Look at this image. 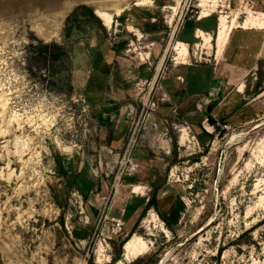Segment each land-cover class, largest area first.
<instances>
[{
	"label": "rangeland",
	"instance_id": "374dc122",
	"mask_svg": "<svg viewBox=\"0 0 264 264\" xmlns=\"http://www.w3.org/2000/svg\"><path fill=\"white\" fill-rule=\"evenodd\" d=\"M201 1L0 0V264H133L135 259L139 264H264V88L255 95L261 98L256 115L231 122V129L218 127L211 135L199 128L209 134L205 140L181 115L164 124L168 134L160 126L151 130L152 142L174 155L159 177L171 190L161 196L165 200L157 209L150 208L117 235L104 230L102 221L86 217L69 177L77 157L65 165L96 130V116L81 92L84 80L74 75V56L85 50V40L115 37L124 70L150 59L156 65L166 52L167 70L176 56L171 34L183 19L205 15ZM215 4L209 12L217 25L220 15L237 16L236 27L252 28L260 32L255 42L264 41V0ZM85 5L112 12V25H105L96 12L103 28L90 21ZM118 8L123 9L120 14ZM215 17L206 25H213ZM216 36L212 44L200 37L185 62L190 51L200 56L203 41V50L211 53ZM52 41L69 49L66 67L54 66L39 52L42 42ZM124 78L132 82L141 105L151 76L142 71ZM255 78L264 80V60ZM151 97L159 101L155 91ZM183 127L188 130L185 142ZM127 167L119 164L116 174ZM108 178L113 194L118 182ZM177 194L187 210L172 231L161 214ZM134 233L147 241V249L132 260L122 253L114 262L122 240Z\"/></svg>",
	"mask_w": 264,
	"mask_h": 264
},
{
	"label": "crops",
	"instance_id": "0c3cea01",
	"mask_svg": "<svg viewBox=\"0 0 264 264\" xmlns=\"http://www.w3.org/2000/svg\"><path fill=\"white\" fill-rule=\"evenodd\" d=\"M212 17H215L213 13L185 18L172 32L170 44L184 41L189 48L197 45L200 31L212 34L215 40L216 17L213 25H206ZM251 29L234 28L219 56L214 46L211 53L203 50L204 41L198 57L190 51L188 61L180 62L174 55L167 70L163 68L166 52L156 65L150 59L124 70L120 64L124 57L114 45L115 37H107L106 42L98 41L95 36L85 40V50L74 56V75L84 80L81 92L86 106L96 116V130L87 146L67 157L65 165L72 161L69 158L77 157L73 159L77 168L70 171L73 173L69 177L75 182L87 218L102 221L104 230L117 235L113 231L114 218H121L127 228L133 226L154 194L158 203H162L165 198L161 196L171 190L159 177L171 165L174 155L157 151L153 146L137 147L132 159L136 165H128L122 174H116L130 126L140 110L132 82L124 78L125 74L132 77L143 71L151 76L150 90L158 95L159 106L149 121L156 120L163 128V118L174 121L181 115L205 140L209 134L199 128H205L211 135L213 126L220 127L219 122L231 123L257 114L261 98L255 95L264 88V80L259 81L255 76L264 60V41L255 42L254 37L260 32ZM109 175L118 182L113 194L108 191Z\"/></svg>",
	"mask_w": 264,
	"mask_h": 264
},
{
	"label": "bare ground",
	"instance_id": "6f19581e",
	"mask_svg": "<svg viewBox=\"0 0 264 264\" xmlns=\"http://www.w3.org/2000/svg\"><path fill=\"white\" fill-rule=\"evenodd\" d=\"M138 3H143L142 1H138ZM117 5V4H116ZM212 5L216 6L215 0H202L201 6L205 8V15H209L210 7ZM99 6V5H98ZM119 7V6H118ZM121 7V6H120ZM96 8V7H95ZM122 8H118L116 11V14H120L122 12ZM97 14L103 19V22L105 25L110 26L112 25V21L114 19V15L112 12L106 10V9H96ZM237 16H234L233 19L227 18L225 15L219 16V24L217 28V36H216V51L218 52V55L222 54L225 50V47L229 41L230 35L234 27L240 26ZM241 26H244L241 24ZM261 27V26H260ZM200 36L206 41L212 44L213 36L210 33H205L200 31ZM173 48L175 49L176 59L180 62H185L188 54H189V45L184 41H178L175 42L173 45ZM182 134H181V140L182 142H185L188 137V130L186 127L182 128ZM146 240L136 233H134L132 236L126 239L125 247H124V257L132 260L134 257L142 253L147 249ZM116 262V264H118Z\"/></svg>",
	"mask_w": 264,
	"mask_h": 264
},
{
	"label": "built area",
	"instance_id": "2783aa9c",
	"mask_svg": "<svg viewBox=\"0 0 264 264\" xmlns=\"http://www.w3.org/2000/svg\"><path fill=\"white\" fill-rule=\"evenodd\" d=\"M223 1H228V6H230L231 2L235 0H223ZM239 1L245 2L248 5L251 3L252 4L255 3L256 0H239ZM211 13H213V11H211L210 14ZM200 15H201V12L198 14V16ZM193 16H195V14L192 15V17ZM184 20L185 19H183L182 22ZM199 58L202 59V57H199ZM151 90L149 91L147 98L145 100L144 99L142 100V103L140 105V110L136 118L133 119V122L130 126L129 134H128L127 141H126V144L123 150V154L119 160L120 167H122L124 164H126V166L136 165L132 161V159L134 157V151L137 147L153 146V148L157 151H169V150H166L165 146H163L161 143L156 144V142L155 143L154 141L152 142V139L150 138L151 130L159 129L158 121L156 120L149 121L152 113L159 106V101L152 99ZM174 111H176V109ZM143 119L145 121V124L144 126H142L143 131H141L142 127L140 124ZM162 121L163 123H167L168 119L163 118ZM219 125L221 129H231L232 128V125L228 122H223V123L219 122ZM207 129L209 130L208 127ZM213 130H215V126H213ZM164 134H168V128L164 130ZM194 137H196V135H194ZM113 221H114L113 231L116 233H120L123 229L124 221L121 218H114Z\"/></svg>",
	"mask_w": 264,
	"mask_h": 264
},
{
	"label": "trees",
	"instance_id": "16d2710c",
	"mask_svg": "<svg viewBox=\"0 0 264 264\" xmlns=\"http://www.w3.org/2000/svg\"><path fill=\"white\" fill-rule=\"evenodd\" d=\"M84 14L85 16L88 17V19L91 21H95L96 23H98L102 28H103V24L101 21V18L95 13V10L90 7L85 5L84 6ZM76 12L74 11V14ZM39 52L43 53L50 61H52L54 63V66H58L59 68L61 67H66L67 62L71 59V54L69 49L65 46V44H62L60 42L57 41H52V42H42L40 44V48H39ZM207 149V148H206ZM195 159V157H194ZM199 160V156H197L196 161ZM156 208L158 207V198L156 196V194H154L151 199L149 200L148 204L145 206L141 216H144L145 213L150 209V208ZM187 210V205L184 201V199L182 198V196L180 194H177L175 199L173 200V202L170 205L169 210L167 211L166 214H161L163 220L165 221L166 225L172 230L174 231V225L177 224L183 214L185 213V211ZM135 231V227L132 230V232ZM128 237H126L124 240H122L121 245L122 247L120 248V250L117 252V254L113 257V261L116 262L117 260L122 258V253H123V244L125 243L126 239ZM221 252V249L218 250V253ZM133 264H139L140 260L135 259L132 262ZM146 264H150V262L147 260Z\"/></svg>",
	"mask_w": 264,
	"mask_h": 264
},
{
	"label": "water",
	"instance_id": "95a60500",
	"mask_svg": "<svg viewBox=\"0 0 264 264\" xmlns=\"http://www.w3.org/2000/svg\"><path fill=\"white\" fill-rule=\"evenodd\" d=\"M96 12V11H95ZM97 13V12H96ZM126 242V241H125ZM125 247V243L123 244V248ZM123 254H124V251H123Z\"/></svg>",
	"mask_w": 264,
	"mask_h": 264
}]
</instances>
